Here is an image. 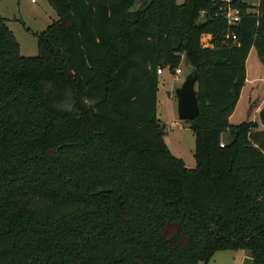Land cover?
<instances>
[{
	"label": "trees",
	"instance_id": "trees-1",
	"mask_svg": "<svg viewBox=\"0 0 264 264\" xmlns=\"http://www.w3.org/2000/svg\"><path fill=\"white\" fill-rule=\"evenodd\" d=\"M47 2L35 55L0 16V264H264V127L228 120L250 49L264 66V0H229L233 26L226 0ZM183 62L193 167L156 113V70Z\"/></svg>",
	"mask_w": 264,
	"mask_h": 264
},
{
	"label": "rangeland",
	"instance_id": "rangeland-1",
	"mask_svg": "<svg viewBox=\"0 0 264 264\" xmlns=\"http://www.w3.org/2000/svg\"><path fill=\"white\" fill-rule=\"evenodd\" d=\"M182 1L177 0V2ZM243 1L251 7H255L258 2V0ZM0 16L6 18L7 25L18 41L23 55L37 53L36 33L58 18L47 0H0ZM207 39L203 36L202 42L205 44ZM181 68L183 72L177 79L172 78L168 71L160 75V79L163 78L166 81L158 84L156 113L165 126L164 140L169 150L173 155L181 158L186 166L193 167L195 164L194 135L186 120L178 119L177 99L174 93L175 88L183 82L188 70L184 62ZM246 71L247 84L242 90L229 123L237 124L245 120H253L258 123V128H263L258 115L252 117L251 114L261 97H264V66L253 48L248 55ZM253 84L255 87L250 89L249 85ZM222 138L227 140V133H224ZM245 255L240 250H218L207 264H241Z\"/></svg>",
	"mask_w": 264,
	"mask_h": 264
},
{
	"label": "water",
	"instance_id": "water-1",
	"mask_svg": "<svg viewBox=\"0 0 264 264\" xmlns=\"http://www.w3.org/2000/svg\"><path fill=\"white\" fill-rule=\"evenodd\" d=\"M197 80V70L190 69L187 71L183 82L174 90L177 99V115L179 120H190L198 113ZM258 118L260 124L264 127V105L258 110ZM252 260L251 256L245 255L242 258L241 264H252Z\"/></svg>",
	"mask_w": 264,
	"mask_h": 264
},
{
	"label": "built area",
	"instance_id": "built-area-1",
	"mask_svg": "<svg viewBox=\"0 0 264 264\" xmlns=\"http://www.w3.org/2000/svg\"><path fill=\"white\" fill-rule=\"evenodd\" d=\"M226 1H227V3L225 5H223L222 7H220L219 11L225 17V19L227 21V24L232 25V26L236 25L239 22V20H240L239 10L237 8L232 7L228 3L229 0H226ZM230 38H231V40H235L236 39V34L234 32H231L230 33ZM205 44H207V42ZM156 71L159 74V73L162 72V69L158 68ZM180 72H181V69L180 68H176L175 73L179 74Z\"/></svg>",
	"mask_w": 264,
	"mask_h": 264
},
{
	"label": "crops",
	"instance_id": "crops-1",
	"mask_svg": "<svg viewBox=\"0 0 264 264\" xmlns=\"http://www.w3.org/2000/svg\"><path fill=\"white\" fill-rule=\"evenodd\" d=\"M178 3H180V2H178ZM206 37H208V35H207ZM250 51H251V49H250ZM250 51H249V53H250ZM248 55H249V54H248ZM247 59H248V56H247ZM247 59H246V61H245L246 79H245V83H244V86H243L242 90L244 89V87H245L246 84H247V71H246V62H247ZM179 68L181 69V72H180L179 74H181V73L183 72V70H182V68H181V65H180ZM164 71H167V70H166V69H163L162 72L158 74V84H159L160 82L163 83L164 80H165V79H163V78L160 79V75H162ZM187 71H188V70H187ZM169 74H170V73H169ZM179 74H175V73H174V74H170V75H171L172 78L177 79L176 77H178ZM252 80H253V79H252ZM165 81H166V80H165ZM249 86H250V89H253V88L255 87L254 84H253V85H249ZM242 90H241V92H240V95H241V93H242ZM239 98H240V97H239ZM236 105H237V104H236ZM262 105H264V97H263V96L261 97L259 104L254 108V110H252V112H251L252 117H253L254 115H258V110H259V108H260ZM233 112H234V111H233ZM233 112H232V114H233ZM232 114L229 116L228 120L230 119V117L232 116Z\"/></svg>",
	"mask_w": 264,
	"mask_h": 264
}]
</instances>
